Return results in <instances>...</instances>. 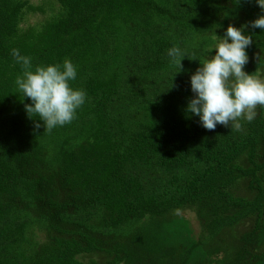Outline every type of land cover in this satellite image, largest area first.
<instances>
[{
	"label": "trees",
	"instance_id": "1",
	"mask_svg": "<svg viewBox=\"0 0 264 264\" xmlns=\"http://www.w3.org/2000/svg\"><path fill=\"white\" fill-rule=\"evenodd\" d=\"M57 1L39 29L21 30L34 8L0 0V264H84L77 256L103 249L105 264H264V116L207 130L186 111L187 78L229 19L264 15L256 0ZM246 34L255 75L264 30ZM173 47L188 56L182 70ZM13 49L33 69L73 63L70 86L86 95L70 123L35 128ZM35 222L48 243L26 236Z\"/></svg>",
	"mask_w": 264,
	"mask_h": 264
},
{
	"label": "clouds",
	"instance_id": "2",
	"mask_svg": "<svg viewBox=\"0 0 264 264\" xmlns=\"http://www.w3.org/2000/svg\"><path fill=\"white\" fill-rule=\"evenodd\" d=\"M256 2L264 12V0ZM249 28L253 32L257 28L264 30V15L240 28L230 24L225 36L216 44V55L201 63L202 66L191 76L194 96L190 98L186 111L198 116L207 130H214L220 124L238 131L241 129L240 118L251 122L257 115V105L264 106V80L244 71L249 60L245 49L253 42L252 36L246 34ZM168 55L182 70L181 61L187 54L179 47H173ZM12 56L23 68V76L17 77L16 84L23 97L31 99L32 103L26 104L25 109L35 121V128L41 127V120L49 131L70 123L76 110L85 103L86 95L70 86V81L77 75L73 63L65 60L63 65L33 69L30 57L22 56L19 50L13 49ZM33 114L39 119H34Z\"/></svg>",
	"mask_w": 264,
	"mask_h": 264
},
{
	"label": "rangeland",
	"instance_id": "3",
	"mask_svg": "<svg viewBox=\"0 0 264 264\" xmlns=\"http://www.w3.org/2000/svg\"><path fill=\"white\" fill-rule=\"evenodd\" d=\"M27 1V4L31 6L34 9H28L25 8L22 14V18L19 24V27L21 30H26L29 28H36L39 29L41 25L48 20H50L53 16H55L59 12V3L57 0H25ZM222 15L218 16L216 20L221 21ZM229 24L234 25L237 28H240L242 25L248 24V22L245 20V18H242L241 16H238V19H229ZM227 26V27H228ZM227 30V29H226ZM225 32H223L221 35L214 36L213 42L209 47V50H211L207 60L211 59V57H214L216 55L217 50L215 49L216 44L219 42L220 38H223L225 36ZM231 42V40H229ZM202 66V65H201ZM196 71H192L193 75ZM254 76H258L260 79L264 80V71L263 70H256V73ZM188 81L191 82V79L188 77ZM261 105H257L256 113L257 115H263L264 116V107L262 110L260 109ZM256 115V116H257ZM247 120L240 118V123H245ZM237 188H243V186L238 185ZM239 194H242L243 191L238 192ZM36 214V215H35ZM34 217L38 214L35 212ZM179 216H182L189 222V226L192 229L191 236H195L196 238L199 236L201 232L200 225L197 221L196 214L193 209H185L176 212ZM248 228H251L252 222L248 221L246 223ZM45 228L40 224V222H35L33 225L29 226L26 230V236L30 237V239H34L37 242L48 243V233L45 232ZM108 247V246H107ZM109 249V248H108ZM104 251H100L99 253L95 254H81L77 256V259H79L82 263L88 264L90 260L95 261L97 264H105L106 261L109 259V256L107 255V251L103 249ZM222 256V253L219 254ZM122 264V263H121Z\"/></svg>",
	"mask_w": 264,
	"mask_h": 264
}]
</instances>
